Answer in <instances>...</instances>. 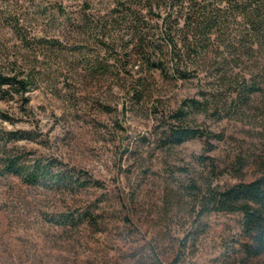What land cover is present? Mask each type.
Masks as SVG:
<instances>
[{
  "label": "rangeland",
  "instance_id": "1",
  "mask_svg": "<svg viewBox=\"0 0 264 264\" xmlns=\"http://www.w3.org/2000/svg\"><path fill=\"white\" fill-rule=\"evenodd\" d=\"M116 1L0 0V66L36 69L27 94L0 95V264H264L239 251L240 215L196 208L209 184L250 181L264 166V49L225 54L221 81L208 68L176 78L124 52ZM145 19L165 47L161 18ZM244 77L262 90L237 95ZM181 108L219 137L169 143ZM16 155L98 183L28 184L4 172Z\"/></svg>",
  "mask_w": 264,
  "mask_h": 264
},
{
  "label": "trees",
  "instance_id": "2",
  "mask_svg": "<svg viewBox=\"0 0 264 264\" xmlns=\"http://www.w3.org/2000/svg\"><path fill=\"white\" fill-rule=\"evenodd\" d=\"M115 6L120 16L128 18L121 22L129 32L127 44L120 45L124 52L133 51L149 69L171 70L176 78L184 79L192 72L199 74L198 71L208 68L217 70L216 80L221 81L226 73H220V69L227 72L225 54L241 58L264 49V0H117ZM149 15L161 18L159 37L165 47L153 40L146 30L145 18ZM110 25L100 19L93 25L104 46ZM51 44L60 45V40L54 39ZM14 66L9 71L0 66V95L24 96L33 88L36 69L24 70L17 61ZM243 80L247 84L233 90L237 95L247 94L248 98L249 94L262 90L255 80L249 82L245 77ZM183 104L201 109L208 101L188 99ZM186 114L181 108L169 115L179 123L168 125L169 143L178 145L197 137L215 136L198 126L186 124ZM3 165L5 173L18 175L31 185L55 182L74 189L98 183L91 177L88 183H80L81 173L58 174L40 160L29 164L18 155L6 157ZM196 208L199 217L210 213L240 215L236 239L239 251L248 258L264 255V166L250 181L242 180L225 187L209 184L200 192Z\"/></svg>",
  "mask_w": 264,
  "mask_h": 264
}]
</instances>
